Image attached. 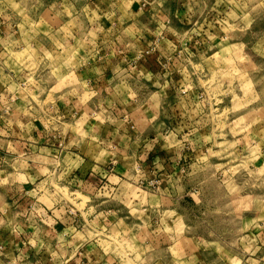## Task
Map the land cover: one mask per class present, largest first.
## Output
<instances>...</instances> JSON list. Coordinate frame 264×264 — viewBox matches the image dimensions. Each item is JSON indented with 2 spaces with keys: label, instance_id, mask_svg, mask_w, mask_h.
<instances>
[{
  "label": "crops",
  "instance_id": "crops-1",
  "mask_svg": "<svg viewBox=\"0 0 264 264\" xmlns=\"http://www.w3.org/2000/svg\"><path fill=\"white\" fill-rule=\"evenodd\" d=\"M21 1L0 0V52L26 44L39 54L59 49L64 14L74 21L76 38L90 29L96 38L67 64L29 71L10 58L11 66L0 71V264H119L114 252L103 250L97 232H122L123 223L132 222L122 212L125 183L135 194L155 197L143 202L132 196L141 210H175L178 180L187 173L184 160L203 143L176 138L170 145L160 131L191 125L187 109L174 102L184 92L181 63L205 51L202 34L217 35L202 19L200 0H40L33 12L32 3ZM31 14L54 15L59 23L25 22L21 32L18 15ZM79 16L85 23L79 25ZM154 43L156 51L136 57ZM186 92L190 103L195 92ZM260 148L264 153V144ZM59 176L78 189L105 188L118 201L105 198L92 203V211L86 204L83 213L59 200L47 198L48 205L41 185ZM257 206L242 215L249 241H238L239 250L208 247L196 235H162L156 232L161 217H151L150 237L141 231L133 236L150 245L136 263L264 264V194Z\"/></svg>",
  "mask_w": 264,
  "mask_h": 264
},
{
  "label": "rangeland",
  "instance_id": "rangeland-1",
  "mask_svg": "<svg viewBox=\"0 0 264 264\" xmlns=\"http://www.w3.org/2000/svg\"><path fill=\"white\" fill-rule=\"evenodd\" d=\"M25 1L26 4L32 3L31 12L42 6L40 0L21 2ZM200 1L201 7L206 8L202 19L217 37L202 34L201 40L207 38L203 40L205 51L192 57L186 58L185 55L186 59L181 63L183 77L178 84L184 92L194 90L195 96L189 103V99L182 95L184 92H178L181 96L174 102L176 106L187 109L191 125L186 129L177 126L168 133L161 130L160 137L170 145L177 142L176 138H187L185 141L188 142L198 138L203 149L184 160L187 173L178 180L181 182L177 184L175 210H141L139 206L132 205L133 197L143 202H152L155 197L141 191L135 194V190L125 183L119 194L126 205L122 212L127 215L126 220L132 222L123 223L122 232L111 227L110 231L102 230L96 235L104 251L110 249L118 256L119 264H137L136 259L142 251L149 248L145 239L136 242L133 236L135 231H141L150 237L153 227L148 221L151 217H161L162 223L157 225L156 232L162 235L172 232L196 235L206 241L208 247L238 246L239 250L243 248L241 242L249 241L243 235L248 222L242 215L259 208L257 205L264 194V153H259L262 151L260 146L264 144V0ZM60 17L62 37L55 43L59 49L39 54L29 44L19 48L6 47L0 52V71L11 66L10 58L29 71H35L45 63L51 67L56 62L64 65L72 54L78 50L81 53L93 44L96 38L94 31L80 30L79 38H76L71 31L75 28L71 25V16L64 14ZM85 18L79 16L76 21L81 25ZM18 20H21L18 25L20 31L23 23L32 25L34 20H42V26L49 22L59 23L54 15L44 17L42 14L18 15ZM18 64H14L15 69ZM196 118L199 122L195 121ZM51 162L59 163L55 159ZM60 176L59 180L51 178L48 185H41L42 200L48 205L47 198L59 200L75 212L83 213L86 204L92 211V203L103 202L105 198H110L111 203L118 201L117 195L111 197L105 188L78 189L67 179L61 180ZM126 177H132V172H127ZM110 178L116 179L114 176ZM137 179L141 180L139 175ZM164 206L168 208L167 204ZM125 218L121 219V224Z\"/></svg>",
  "mask_w": 264,
  "mask_h": 264
},
{
  "label": "built area",
  "instance_id": "built-area-1",
  "mask_svg": "<svg viewBox=\"0 0 264 264\" xmlns=\"http://www.w3.org/2000/svg\"><path fill=\"white\" fill-rule=\"evenodd\" d=\"M154 51H156V44L155 43L152 45H149L146 48H144L143 50L139 51L138 54L136 55V57L138 58V57L145 55V54H151Z\"/></svg>",
  "mask_w": 264,
  "mask_h": 264
}]
</instances>
